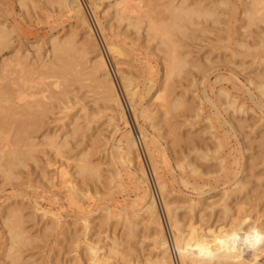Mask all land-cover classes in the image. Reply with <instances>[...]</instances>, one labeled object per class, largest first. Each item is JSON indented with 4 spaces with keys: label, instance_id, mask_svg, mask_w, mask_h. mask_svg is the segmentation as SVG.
<instances>
[{
    "label": "rangeland",
    "instance_id": "rangeland-1",
    "mask_svg": "<svg viewBox=\"0 0 264 264\" xmlns=\"http://www.w3.org/2000/svg\"><path fill=\"white\" fill-rule=\"evenodd\" d=\"M94 1L96 0H80L88 24L93 30V39H96L94 40L97 42L99 46L98 48L101 49V52L103 51L102 53L109 69L111 70V75L116 88L119 91L118 93L120 94L121 101L126 109L127 107L129 108L127 98L124 92H122L120 80L118 78L119 76L116 73L113 61L104 50V43L108 41H116L121 44L124 50L123 58L128 64L124 68L131 69L135 73L137 78L135 84L138 86V89H141V86L143 87L146 79L152 78V80H154L156 89L146 98L145 105H148L151 110V114L155 115L156 119L154 124L156 127L155 129H152L151 122H143L140 119H136L135 122L131 113L128 111L126 113V116L129 117L128 124L117 121L110 122V118L115 117V114L109 109L108 105H106L107 103L104 101L105 98L97 93L99 91L96 92L95 86L91 83V81L89 83L85 77L84 79L81 78V76L80 79L79 77H74L72 74L74 71L73 69V71L66 74V76L58 71L56 72L52 66L55 63L53 60L51 40L56 38L63 41L73 36L75 37V39L73 38L74 41H76L75 43L79 46L85 37L84 32L86 31L77 16L64 13V11L62 12L58 9V0H0V32L4 31L6 36L8 35L6 40L7 47L4 45L6 48L3 47L0 51V77L4 73L6 74V76L4 74L6 79L4 76H2L4 78L1 77L4 80H0V87H10L9 83H12L14 86V83L18 84L19 82L18 85L16 84L14 87L11 86L12 89L18 86L16 87L18 90L15 88V91H20L21 93L25 91L22 93L24 95L23 102L16 100L18 102V105L16 104V110H20L22 104V107L24 104H30L31 107H34L35 105L34 108L37 106H40L41 108V110L38 109L35 119L36 123H38L37 126L40 128L33 127V125L31 126L29 124L25 126L26 128L23 127L20 130H18L17 127H14L15 125H11L10 128L9 125L14 122L11 123L12 120H9L10 124H7L8 127L6 125H4L6 127H3V130H6L7 133L4 134L3 130L2 132L0 131V138L2 136L4 138H7L8 136L9 138L12 135L11 138L13 139L14 134L15 136L18 134L16 137L23 136L20 138L23 139L22 141L25 143L28 138V141L30 142L31 139V142H34L35 145H40L41 143L40 146L34 148V153H29L32 158L27 156L29 160L25 159L22 167H16L15 170H13V176H15L14 178L6 179L0 173V264H10V259L7 256L8 254L6 255L4 253L6 250V253H8V235H6L7 229L5 230L4 222H2L4 220L3 217H5L9 209L11 210L16 207L18 208V211H20V216L22 215L21 218L24 217V219H22L24 224L23 229L26 232V237L28 236L27 239L29 245H25L24 247L21 246L22 248L19 247V250L18 247H16L17 249H13V251L11 250L13 254L16 251H19L20 254L22 253L20 256V263L17 262L14 264H77L75 263L77 262L76 259L82 258L84 261L85 255L82 248H77L76 250L73 243L74 237H71L72 232L75 233V231L80 236L79 228L75 226L77 225V222L75 223V221L79 218V215L76 214L78 212L74 209V205L71 203V205H68L69 203L65 194L60 189L58 176V171L62 169L61 167L66 169L65 171L68 172V175H75V163H78L79 158L82 156L83 158L88 157L87 160L92 165L98 166V169H100V171H98L100 179H96L95 177L91 182L89 180L92 177L84 176L86 178L84 179V177L79 176V179L77 178L78 175L74 176L76 177L74 179L77 183L80 182L78 184L79 188H82L81 182L84 181V186L81 190L84 191L86 188L84 192L87 191L88 193L86 194L84 203L85 208L90 205L86 208V210L89 212L91 211L90 221L94 226H92V233L95 234L97 231L100 233L98 240L102 241L101 246H104L106 250L111 249L113 245H115L117 249V251L114 252L113 257H111L106 264H144L145 261L151 257L154 253L152 245L154 236L152 231H147V229H143L144 227L140 226L136 230L135 239L130 240L127 236L128 233L125 227L117 223L116 220H111L110 224L109 222L106 223L108 224V227L104 224L106 221H103V223L99 222V220L102 221L99 216L102 217V213L110 208L111 205L131 206V204L136 200V172L134 169L128 172L123 167L118 166L119 164L116 165L118 163L116 158H114L111 163L110 160L112 158L110 157H113L111 152L113 153L112 145L114 139L118 140L120 138V134L125 130L127 131L130 129L132 134L138 133V125L143 126L148 131L150 138L154 137V139L159 140L162 147L167 150L164 156L157 158V168L155 171V169L151 168L149 157L146 155V151L143 148L144 145H138V152L141 158L140 163L143 165L149 178L150 187L157 202V209L161 216L166 237L168 242H171V256L174 264L180 263L177 257V251L173 245L174 243L172 242L173 234L172 232L170 233L171 230H169L167 216L163 209L164 207L162 206L160 198L161 192L157 189L158 178H161L160 180L166 184L167 191L176 193L173 198L177 201L185 202L189 199V201H198L203 199L217 200L219 195L221 196L224 189H231L230 186L234 182L232 175L225 177L224 173H221L220 169V171L218 170V168H220V164L215 162V159H225V164L229 167V169H231V173L239 172L236 181L240 180V184L242 183L243 186H246L247 190L242 193L243 196L240 194V199L241 197H244V194H256V197L251 200V202L254 203L251 205L250 202V206L247 203L242 207L243 209L241 211L243 213L241 211V213L239 212L240 217L243 215L241 218H246L244 223L245 226L243 225V227L247 228L249 224L255 223V220L258 219H256V214L258 217H261V223L260 220L259 223L264 224V97L258 98L260 97L258 93L255 92L253 86L249 85V82L251 81L253 83L262 82V84H264V65L258 67L257 60L255 62L253 61L254 59L264 55V50L253 49L254 46L257 45L256 42H258V40H256V34L261 33L264 26L260 25L257 29L252 28L249 30L248 32L250 33H247L251 34V37H249L250 35L247 36L246 32L240 28L244 24L243 12L249 6L251 0H172L173 6L184 4V6L188 8L197 6L198 8L211 9L214 16L212 20L199 21V26L188 29L189 34L187 32L183 33L181 38L178 36L179 38L174 40L177 43H180L178 45H181V48L183 47L181 49L182 53H180H184L187 62L190 64L184 69L181 78L179 76L178 78L173 79L177 84L171 83V81L169 82L170 88L168 87L169 90L167 91L171 94L169 99H177L178 96H182L183 100L186 102V106L183 108L184 110H180L183 113H177L176 111L171 113V116L173 114L174 116L166 117L169 124L161 122L163 113H161V110L159 111L155 109L156 102L154 101L157 95L156 90L160 88L159 86L164 81V61H162L163 54H159L160 50L163 51V47H158L160 46L158 42L154 43L150 41L148 43L151 44L147 43L144 31V28H146V20L142 25V31H140L139 34H136V31L127 28L126 23L119 21L117 10L120 8V5L116 4V0L97 2L99 6L98 13H96L97 15L91 13L93 11L90 3ZM169 1L170 0H134V2H132V7L134 10H137L136 12L144 11V13L141 12L144 15L150 11V17L153 18L154 21L157 20L158 22V20H167L166 17L168 18V13L165 11V8L171 4V1ZM54 3H56V5ZM133 3H135L134 6ZM135 5H138L139 8H136ZM156 7L158 9H156ZM154 8L156 10H153ZM151 9L153 10L152 14ZM162 10H164L163 13L161 12ZM134 15L135 14H133V18ZM146 16L149 17L148 14ZM99 23L101 26H99ZM236 41L244 42L252 49L245 51L236 45ZM155 47L159 51H157ZM224 48H228V50H225ZM232 52H234L237 56H233ZM89 53L90 55L88 58L91 60L94 54L91 49L89 50ZM74 54L71 56L73 57V61H75L76 58V56L74 58ZM16 56L21 59L25 58L24 70H21L20 68H15L14 70L9 67L11 65L13 66L14 62H16ZM10 62L12 64H10ZM41 64L47 65L46 68H48H45V70L43 68V70H41L42 68H39L41 67ZM28 66H31L29 67L30 69ZM85 66L86 65H83V68ZM88 66L89 64L86 67ZM193 66L196 68L194 69ZM8 68L10 69L7 70ZM50 68H53L54 71L50 72ZM28 69L30 71H28ZM35 70H39L40 72ZM2 71L5 72L2 73ZM73 73L76 74L75 71ZM260 73H262L261 76L263 78L260 77V80L258 79V81L255 79V76ZM40 74H43L44 76H41ZM61 74L64 76V80L62 79L63 76ZM25 77H27V80ZM70 77L71 79L74 78V80H69ZM32 78H34V80ZM58 78H61L62 80H59ZM42 79H44V81ZM6 80L8 85L6 84ZM15 80L18 81L16 82ZM68 80L73 84H68ZM76 80H79L80 85H82L81 82L85 83H83V86H80ZM26 81L28 83L24 85ZM61 81L62 83H60ZM3 82H5V84ZM43 83L45 85L44 87ZM63 83H65V85L68 84V88L67 86H64ZM58 84L62 85H59L58 87ZM47 87L48 90H46ZM40 88L41 92H39ZM43 88H45V90ZM58 88H61L62 91L64 90V92H60V95L62 96L58 95L60 91ZM37 89L38 94H36ZM51 89L54 92L51 91ZM221 89L228 94L230 99L225 97H221L219 100L217 99L218 91ZM42 91H46V93H42ZM49 91H51V93H49ZM138 91L143 94L144 87ZM31 93L34 96H32ZM39 93H42L41 96H39ZM96 93L99 94V96ZM27 94L29 96H27ZM50 94H55V96L52 95L54 99ZM47 95H49V97ZM57 95L61 98L58 99ZM46 97L51 103L48 102L49 100L47 101ZM62 97H65V99ZM101 97L102 99L100 100ZM55 98V103H52ZM41 99L42 102L45 101L44 103L46 104H43ZM57 99L61 102L59 103ZM231 99H234L235 106L232 107L233 109H228L226 107ZM211 101L214 103L213 105L209 103ZM255 102L259 103L258 106ZM42 104L46 107H41L43 106ZM237 107L242 108L244 113H235ZM197 109L201 110L200 114H197ZM44 110H47V113L46 111L44 112ZM19 112L21 111H18V116L20 115ZM41 112H43V114ZM22 114L24 115L25 112ZM18 116L17 118L20 119ZM40 116L44 117L40 118ZM196 116L199 117L197 118ZM73 119H79L78 127L80 130L78 129V132H75V134L72 132V126L70 125ZM208 119H210V122H207ZM85 121L88 123L86 124ZM117 124L119 125V130L117 129L118 131L114 129V126ZM231 125H234V129L231 128ZM12 127L14 130H12ZM15 128L17 132H15ZM22 130L24 132H22ZM20 131L22 132V135H19ZM25 131H28L29 133ZM11 132L14 133L12 134ZM54 133L58 137L57 142L59 145L65 144L66 146H62L63 148L60 146V153H63L64 156L59 153V157V154H56L55 151L50 148L47 149V146L41 147L43 146L44 137L47 134L53 135ZM25 134H27V140L25 138ZM72 134L73 136H71ZM210 135H214L218 138L226 136L228 142L227 148L224 149V152H219L218 155L213 154L216 143ZM65 137H67L66 140ZM4 138L0 139V144H6L3 143ZM13 141L14 140L10 141V143ZM23 142H21L20 146L17 145L16 147H18L21 152L24 150L25 152H28V148L26 146L24 147ZM2 144L0 145V149L2 148ZM11 144L14 146V143ZM194 145H196V147ZM198 146H201V148ZM193 147H195V149ZM5 149L3 152L7 150ZM192 149H194V151ZM201 152L203 154H201ZM207 153L209 156H207ZM202 155L206 156L208 159L206 157V159H202ZM2 156L4 157L7 155L4 154ZM200 157L202 161L200 160ZM248 157L252 160H249ZM6 158L7 157H4L1 162L3 167L5 166L4 161H8V158ZM211 159L212 161H210ZM207 160H209V162ZM188 161H192L191 164L198 166L195 167L193 165L197 168V170L199 168L198 173L195 174L196 176L192 175L190 169L188 170L185 166L189 163ZM250 162H252L251 165ZM110 163L114 165L111 167ZM180 164L185 167L183 172L180 169ZM113 167L114 169L116 168V172L119 171L121 173L122 176L120 179L111 177V175L115 173V171H113ZM212 169L215 170V172ZM155 175L158 176V178ZM197 175L199 176L197 177ZM87 180L90 183H88ZM87 188L89 189L87 190ZM254 188L256 190L255 192ZM248 190L250 193H246ZM110 191L112 192L111 194H106L110 193ZM200 195L203 196L200 198ZM111 198L112 200L109 201ZM258 199L263 202L261 201L260 204V200ZM34 203L44 209L46 208L49 211L51 210L53 213L56 212L59 218H61V226L59 225L56 228H51L53 231L49 229L50 227H47L48 229H46V227L43 228L45 226V219H41L39 216H35L32 213L33 209L31 207H33ZM103 205L105 206L102 208ZM20 206L24 209V211L22 209L20 210ZM252 206L256 208L254 209V212H252ZM235 211L236 210L234 209V214H237V211ZM187 215L188 214L184 212V209L180 210L178 213V217L181 220L183 218L184 220H188L189 216L186 217ZM247 218H250V220L248 221ZM252 219L254 222H251L253 221ZM184 220L182 221L184 222ZM98 224L105 225L106 227L102 226L103 228L100 227V230L98 229ZM72 228L74 231H72ZM46 230L48 231L46 232ZM66 230H68V232ZM91 238L96 239V237ZM70 239L71 241L73 240L72 243ZM130 249L133 250L131 251L132 253L130 252ZM244 254L251 255L248 251ZM4 256L8 257L9 261Z\"/></svg>",
    "mask_w": 264,
    "mask_h": 264
},
{
    "label": "bare ground",
    "instance_id": "bare-ground-1",
    "mask_svg": "<svg viewBox=\"0 0 264 264\" xmlns=\"http://www.w3.org/2000/svg\"><path fill=\"white\" fill-rule=\"evenodd\" d=\"M104 1H110V0H96L94 2H91L90 6H91L92 11H93L91 13H93V14L98 13L99 6H98L97 2H104ZM170 1H171V4L168 5L169 8L168 7L165 8V11L168 13V18L165 15L164 16L166 17L167 20H162V21L158 20V22H157V20L154 21L153 18L150 17V13H149L150 11L147 13L145 12V13H146V15L148 14V16L152 20L143 14L144 11L139 10L140 12H136L137 10H134L132 7V2H134V0H116V4L120 5V8L117 10V15H118L119 21L126 23V26L128 29H132V30L136 31V34H139L140 31H142L141 30L142 25L144 24V21L146 20L145 21L146 28H144L145 29L144 31H145V38L147 39V43L150 41L154 42V43L158 42V44L160 45L158 47H160V48L163 47V51L160 50L159 54H163L162 55L163 56L162 61H164L163 62L164 63V78H163L164 81L159 86L160 88L156 90L157 95H156L154 101L156 102V108L155 109H157L159 111L161 110L162 111L161 113H163L161 122L164 124L169 122V121H167L168 119L166 120V117L174 116V114L171 116V113L176 112V111H177V113L182 112L180 110H182L186 106L185 105L186 102L183 100L182 96H180V97L178 96L177 99L174 98V99L170 100L169 98L171 97L170 96L171 94H169V92H167L170 88L169 82L171 81V83H176V82H174L173 79L178 78L179 76L181 78V75L183 74L184 69L187 66H189V64H190L187 62L186 56H184V53L181 54L182 53L181 49L183 47L181 48V45H178L180 43H177L174 40H177L176 38H179L178 36H180V38H181V35H183V33H186V32L188 33L189 28H195V26L196 27L199 26V21L212 20L213 16H214V13L211 9L198 8L197 6H194L192 8H188V7H185L184 4L173 6L172 0H170ZM54 4L56 5V3H54ZM134 4L135 3H133V6H134ZM135 6H136V8L138 7V5H135ZM57 7L60 11H62V12L64 11V13L77 16V18L79 19V21H81V24L86 29V31L84 32L85 37L83 38V41L81 42V44L79 46L77 43H75L76 42V41H74L75 37H73V36H71L70 38L65 39L63 41L56 39V38L51 40L53 60L55 63L52 66L54 67L56 72L58 71V72H60L66 76V74H69V72H72L74 70L75 73L77 74V76H76V74H74L73 73L74 71H73L72 74L74 75V77H76V78L79 77V79H80V76H81V78L85 77L86 80L89 81V83L91 81V83H93V85L95 86L96 92L99 91L97 93H99L101 96H103V98H105V100L104 99L103 100L106 101V103H107L106 105H108L109 109L115 114V117L110 118V122L117 121V122H125L128 124L129 117L126 116V113L128 111L129 113H131L132 118L135 120V122H136V119H140L143 122H151V128L155 129L156 126L154 124V121H155L156 117H155V115L151 114V110L148 107V105H145L146 98L148 96H150L151 93L156 89V85H155L154 80H152V78L146 79L145 84L144 85L142 84L144 87V91H143V94H141L138 90L143 89V87L141 86V89H138V86L135 84V81L137 80L135 73L131 69L124 68L128 64L125 62V59L123 58V56H124L123 51L124 50H123L121 44L116 42V41H108V42L104 43V48H105L104 50L106 51L108 56L113 61L114 67L116 69V73L119 76L118 78L120 80L122 92H124V94L127 98L129 108L127 107V109H126V107H124V105L121 101L120 94L118 93L119 91L117 90L115 82H114L112 75H111V70L109 69V66H108V64L104 58L103 53H102L103 51L101 52V49L98 48L99 46H98L97 42L95 41L96 39L95 38H94L95 40L93 39L94 33H93V30L91 29L90 25L88 24V21H87L85 14H84L80 0H58ZM156 9H158V8L156 7ZM156 9L154 8L153 10H156ZM153 10L151 9V14H152ZM163 11L164 10H162L161 12L163 13ZM141 12H143V13H141ZM133 14H135L134 18H133ZM243 18H244V24L240 28L246 32L247 36L250 35L249 37H251V34H248V33H250V32H248L249 30H251L252 28L257 29L260 25L264 26V0H251L249 6L243 12ZM99 26H101L100 23H99ZM262 30H261V33L256 34V38H257L256 40H258L259 43L256 42L257 45H255L256 47L254 46V48H253L254 50H264V29H262ZM142 33H144V32H142ZM185 35H187V34H185ZM7 36H6L4 31L0 32V51H1V48L5 47L7 45V42H6ZM180 42H182V41H180ZM148 44H151V43H148ZM236 45L238 47L244 49L245 51H247V50L249 51L250 49H252V48H250V46L248 44H245L244 42L236 41ZM90 49L92 50V52L94 54V56L91 60H89V58H88L90 55V53H89ZM155 49H156V47H155ZM224 49L228 50V48H224ZM157 51H159V50H157ZM72 54H74V58L76 56L75 61H73V57H71ZM232 55L237 56V55H235L234 52H232ZM16 59L17 60H16V62H14V65L13 66L11 65L9 67L13 68L14 70H15V68H20L21 70H24L25 69V67H24L25 66V58L21 59V58L17 57ZM256 60L258 62L257 63L258 67L264 65V55L262 57L254 59L253 61L255 62ZM10 64H12V63L10 62ZM88 64H89V66L86 67ZM83 65H86V66L83 68ZM40 66L41 67H39V68H42L41 70H43V68L45 70L47 65L41 64ZM29 67H31V66H28V68ZM2 68H5V67H2ZM2 68H1V70H2ZM10 68H8L7 70H9ZM193 68L195 69L196 67L193 66ZM29 69H28V71H30ZM54 69L50 68L49 71L50 72L54 71ZM28 71H27V73H28ZM35 71H39V70H35ZM3 72H5V71H2V73ZM18 72H19V70H18ZM39 72H36V73H39ZM4 74L2 76H4ZM33 74H34V72H33ZM7 75H8V73H7ZM45 75H47V74H45ZM261 75H262V73L257 74L255 76V79L258 80L260 77H262ZM5 76H6V74H5ZM41 76H44V75L42 74ZM41 76H39V77H41ZM1 77H0V80L2 78H4V77H2V78ZM71 77L69 78V80H71V81L74 80V78L71 79ZM26 78L27 77H25V79ZM5 79H6V77H5ZM32 79L34 80V78H32ZM62 79L64 80V76ZM62 79L60 78L59 80H62ZM2 80H4V79H2ZM7 80H9V79H7ZM7 80H6V84H7ZM42 80L44 81V79H42ZM83 80H81V81H83ZM172 80H173V82H172ZM30 82H31V80H30ZM55 82H56V79H55ZM77 82L79 83V80ZM77 82H76V84H77ZM3 83L5 84V82H3ZM27 83L28 82L26 81V83H24V85ZM60 83H62V81ZM69 83H71V82L69 81L68 84ZM83 83H85V82H81L82 85H80V83H79V85L83 86ZM11 84L9 83L10 87H4V86H3V88L0 87V131L2 132L3 127H6L7 124H10L9 120L10 121L12 120L11 123L14 122L13 124H10L9 127L11 125L12 126L15 125L14 127H17L18 130H20L23 127L26 128L25 126H27L28 124L31 126L33 125V127L40 128L39 126H37L38 123H36V121H35L37 113H38V109L41 110L40 106H37L36 108H34L35 105H34V107L33 106L31 107L30 104H26V105L24 104V106L22 107V105H23L22 104L21 107L20 106L19 107L23 111L20 108H18L20 110H16L17 109L16 104L18 105L17 101L23 102V100H24L23 96L24 95L22 93H24L25 91L22 93L20 91H15L14 89L18 86H16L14 89H12L11 86H13V84L12 85ZM16 84L14 83V86ZM18 84H19V82H18ZM52 84H53V82H52ZM63 84H64V86L68 85V84L65 85V83H63ZM71 84H73V83H71ZM176 84H173V85H176ZM22 85H23V83H22ZM59 85L60 84H58L57 86L59 87ZM158 85H157V87H158ZM249 85L253 86L255 92L258 93V95L260 96L258 98L264 97V84H262V82L261 83H259V82L253 83L251 81V82H249ZM44 86L45 85L43 83V87ZM48 87L46 90H48ZM41 88L39 89L40 90L39 92H41ZM45 88H43V89L45 90ZM61 88H58L60 90L59 93L57 92L59 96H62V95H60V92L61 93L64 92V90L62 91ZM67 88H68V86H67ZM52 89H51V91H53ZM62 89H65V88H62ZM22 90H23V87H22ZM49 90H50V88H49ZM51 91H49V93H51ZM30 92H32V91H30ZM36 92H37L36 94H38V89ZM44 92L46 93V91H44ZM44 92L42 91V93H44ZM41 94L39 93V96H41ZM99 94H97V95L99 96ZM31 95H32V93H31ZM50 95L52 96L53 94H50ZM65 95H66V93H65ZM27 96H29V95L27 94ZM32 96H34V95H32ZM47 96L49 97V95H47ZM53 96H55V94ZM59 96L57 97L58 99L61 98ZM250 96H252V95H250ZM253 96H254V93H253ZM221 97L229 98L228 94L222 89L218 91L217 99L219 100ZM46 99H47V101L49 100L47 97H46ZM50 99H51V97H50ZM53 99H54V97H53ZM58 99H57V101L59 102ZM63 99H65V97ZM63 99H61V100H63ZM101 99H102V97L100 98V100ZM15 101H16V103H15ZM55 101H56V98H55L54 102H52V103H55ZM208 101H210V100H208ZM41 102H42V99H41ZM44 102L45 101H43L42 103L46 104ZM48 102L51 103L50 100ZM209 103H211V105L214 104V103H212V101ZM258 104L259 103H256L257 106H258ZM44 106L45 105H43L41 107L44 108ZM233 106H235V101H234V99H231L228 102L226 108L231 109ZM189 109H191V108H189ZM34 110L36 111V115H35ZM18 111H21V112H19L20 115L24 112H25V114L18 116ZM45 111L47 113V110H44V112ZM234 111H235V108H234ZM189 112H191V111H189ZM196 112H197V114H200L201 110L197 109ZM236 112L239 114L244 113L242 111V108H238V107L236 108L235 113ZM33 113H34V115H33ZM41 113L43 114V112H41ZM17 116L20 119H18ZM41 117L42 116H40V118ZM78 122H79V119H73V121L70 123V125L72 126L71 130L74 134H75V132H78L77 131L79 129ZM207 122H210V119H208ZM87 123L88 122H86V124ZM228 124H230V123H228ZM4 125H6V126H4ZM233 126L234 125H231L232 129H234ZM118 128H119L118 124L114 126L115 130H117ZM29 129H31V128H29ZM12 130H14L13 127H12ZM137 130H138V133H136V134H132V131L130 129L127 131L125 130L123 133L120 134V138L118 140L114 139V142L112 145L113 153L111 152L113 157L112 156L110 157V158H112L110 160L111 163H112V160L114 158H116V160L118 161V163L116 165L119 164L118 166L123 167L128 172L133 170V169L136 172V178H135V184H136L135 189H136V193H137L136 200L131 204V206L111 205L110 208H108L105 212L102 213V215H103L102 217L99 216V218L102 219V221L99 220V222L103 223V221L104 222L106 221L104 224H106L108 222L110 224L111 220L112 221L116 220L117 223H119L123 227H125V229L127 230V233H128L127 236L129 237L130 240L135 239L136 230L140 226L144 227L143 229H147V231H152L153 236H154V238L152 240L154 253L151 255V257L148 260L145 261L144 264H174L173 258L171 256V247H172V246H170L171 242L169 243L168 239L166 237V233H165L163 225H162L161 216H160L158 209H157V202L155 200V196L153 195L151 187H150L151 185L149 183V178L146 174V171H145L143 165L140 163L141 158H140V155L138 152V145L139 144H142V146L144 145L143 148L146 151V155H148V157H149L151 168L155 169V171L157 168L156 167L157 158H159L160 156H164V154L166 153L167 150L162 147L159 140L154 139V137L150 138L148 131L143 126L138 125ZM15 132H17L16 128H15ZM22 132H24V131L22 130ZM22 132L20 131L19 135H22ZM25 132L29 133L28 131H25ZM6 133L7 132L5 130L4 134H6ZM11 133L13 134L14 132H11ZM173 134H174V132H173ZM7 135H9V134H7ZM25 135H26L25 138L27 140V134H25ZM16 136L14 134L13 139L11 138L12 135H11V137H9L11 139H9L8 136H7V138H4L3 136L1 137V138H4L3 143H6V144L3 145L1 143L2 148L0 149V173L6 179L14 178L15 176H13V173H14L13 170H15L16 167H20V166L22 167L23 161L25 159L29 160L28 157H31V155L29 153L33 152V150H35L34 148L41 145V143H40V145H38V144L35 145L34 142H31V139L29 142L28 141L29 138H28L27 142L25 143L22 141L23 139L20 138L23 136H18V137H16ZM71 136H73V134ZM210 136L214 139V141L216 143L215 144V150H214L213 154L218 155L219 152H224V149L227 148V142H228L226 139V136L222 137V138H218L214 135H210ZM66 139H67V137H65V140ZM187 139H188V137H187ZM12 140H14L13 142H11V143H14V146L10 143V141H12ZM57 140H58V137L56 136L55 133L53 135L47 134L44 137L43 146H41V147L47 146V149L50 148L51 150L55 151L56 154H59L61 147L65 146V144L59 145ZM21 142H23L24 147L26 146L28 148L27 149L28 152H25V150L21 152V150L19 151V148L16 147L17 145L20 146ZM60 143H62V142H60ZM10 146L13 148H11ZM194 146L196 147V145H194ZM8 147H10V148H8ZM195 147H193V148L195 149ZM3 148L7 149V150L5 149L6 150L5 152L6 153L8 152L7 154L5 152H3L4 151ZM199 148H201V146ZM194 149H192V150L194 151ZM202 149H204V148H202ZM64 150H65V148H64ZM3 153L5 155H7L4 157L8 158V161H6V162L4 161V164H5L4 167H3V164L1 163L3 158H4L2 156V155H4ZM203 153H204V151H203ZM203 153L201 152V154H203ZM209 153H210V151H209ZM60 154H59V157H60ZM62 156H64V154ZM202 156L204 157V158L202 157V159L207 158L204 155H202ZM207 156H209L208 153H207ZM80 158L82 159L83 156ZM80 158H79V160L77 159L78 163H75V161H74V163L76 164L75 170H74L76 172V174L74 173L75 175H68V172L65 171L66 169L64 167H61L62 169L59 171L57 170L58 174H59L58 176H59V182H60V189L65 194V197L69 203V204L68 203L67 204L68 205H71V204L74 205V207H75L74 209L78 212L76 214L79 215V218H77V220L75 221V223L77 222V225H75V226H77V228H79L80 236L75 231V233L72 232V235H71V237H74V239L73 238H71V239L74 240L73 243H74L75 249L77 250V248H79V249L82 248V251L84 252L85 256H84V261L82 258V259H76L77 262H75V261L74 262L77 264H106V262L111 257H113L114 252H116L117 249H116L115 245H113V247L111 249L106 250L104 246H101L102 241L98 240L100 237L99 236L100 233H98V231L95 232V234L92 233L93 232V230H92L93 229L92 228L93 223L90 221L91 211L89 212L86 210V208H88V206H90V205L87 204L88 206H86V208H85V203H84V200L86 199V194H88V193H87V191L84 192L86 190V188L84 191L81 190L84 186V184H83L84 181L81 182L82 188L81 187L79 188L78 184L80 182L77 183L76 180L74 179V178H76L74 176H77V175H78L77 178H79V176L80 177L81 176L82 177L88 176V177H92L90 180L88 179L89 181L92 182L95 177H96V179L100 177V176H98V174H99L98 171H100V169H98L99 168L98 166L92 165L87 160L88 157H85L82 160ZM187 158H189V157H187ZM200 160H201V157H200ZM249 160H252V159L249 158ZM207 161L209 162V160H207ZM210 161H212V159ZM191 162L187 163L185 166L188 168V170L190 169L192 175H195L198 173L199 168L197 170V168H195V167H198V166L191 164ZM215 162L220 164V166H219L220 168H218V170L220 169L221 173H224L225 177L232 175V179L234 180V182L232 181L233 183L230 186L231 189H229V190L224 189L222 191L221 196L218 194L219 198L217 196V198H218L217 200L203 199V200H198V201L195 200L196 201L195 202V201H189L190 200L189 199L188 201H185V202L184 201H182V202L177 201L173 198V196L176 193H174L172 191H167L166 184L162 180H160L161 178H158V176L155 175L158 178V181L156 180L157 186H158L157 189L159 190V192H161L160 198H161L162 206L164 207L163 209H164L165 214L167 216V220H168V224H169L168 225L169 230H171L170 233L172 232V234H173V237H172L173 241L172 242L174 243L173 244L174 248L177 251V254H178L177 257L179 259V263L180 264H264V224L263 223L260 224L261 223V220H260L261 217L260 216L258 217V215L256 214V219L257 218L258 219L255 220V223H252V224L248 223L249 225L246 224V225H248L247 228L246 227L244 228L243 225L245 223L246 218H241L243 215L241 217L239 215V212L243 209L242 207L245 206L247 203L249 205L252 198L254 199L256 197V194L255 195L250 194L252 197L249 194H247V195L244 194V197H241V199H240V194H241V196H243L242 193L247 189H246V186H243L242 183H241L242 185L240 184V180L236 181L237 175H239L238 174L239 172L231 173L232 172L231 169H229V167L225 164V159H221V158L215 159ZM252 162H250V165ZM67 163H68V161H67ZM74 163H73V165H74ZM183 163H182V165H183ZM112 165H114V164H111V167H112ZM182 165L180 166V169L183 172L185 167ZM215 165H216V163H215ZM65 166H67V165H65ZM212 168L215 169L214 167H212ZM113 169H114V167H113ZM115 169L113 171H115ZM250 169H252V168H250ZM185 171H187V170H185ZM213 171L215 172V170H213ZM199 173H201V172H199ZM240 174H241V172H240ZM121 176L122 175L119 171L118 172L115 171V173H113L111 175V177L117 178V179H120ZM198 176L199 175H197V177ZM216 176H218V175H216ZM84 179H86V178L84 177ZM99 179H98V181H99ZM88 180H87V182H88ZM156 181H154V182H156ZM229 182H231V181H229ZM88 183H90V182H88ZM88 189L89 188H87V190ZM255 191L256 190L254 188V192ZM210 192H207V193H210ZM247 192L250 193L249 190L246 191V193ZM111 193L112 192L110 191V193H106V194H111ZM97 195H98V193H97ZM25 196H26V194H25ZM201 196H203V195H200V198H201ZM262 196H263V194H262ZM88 199H90V198H88ZM9 200H11V199H9ZM34 200H35V198H34ZM90 200H88V201H90ZM111 200H112V198L109 201H111ZM258 200H260V199H258ZM261 201L262 200H260V204H261ZM253 203L254 202H251V205ZM106 204H107V202H106ZM13 206H15V205H13ZM104 206L105 205H103L102 208ZM29 207H30V205H29ZM254 207H253V211L251 208L252 212H254V209H256ZM31 208L33 209L32 213L35 216H39L41 219H45L46 222L44 221L45 226L43 228L46 227V229H48L50 227L49 229L52 230L51 228H56L60 225V219L61 218H59V216L56 214V212L53 213L51 210L49 211L46 208L44 209L43 207H41L35 203H34L33 207H31ZM21 209H22V207L20 208V210ZM183 209H184V212H186L188 214L186 217L189 216L188 220H184V218L182 219V220H184V222L181 219H179V217H178V213L180 212V210H183ZM234 209L237 211V214L236 213L234 214ZM22 210L24 211V209H22ZM23 211H22V213H23ZM19 212L20 211H18L17 207L13 208L11 210L9 209L7 211L5 217H3L4 220L2 221V222H4L5 230L7 229L6 235H8V237H7L8 253H6L7 250H6V252H4V251L3 252L6 255L8 254L7 256L10 259V264H14L17 262L20 263L19 262L20 258H21L20 256L22 254V253L20 254L19 251H16L13 254L11 252V250L13 251V249H15L16 247H18V250H19L20 249L19 247H21V246L24 247L25 245L26 246L29 245L28 239H27L28 236L26 237V232L23 229L24 224L22 222V219H24V217L21 218L22 215L20 216ZM247 217H250V216H247ZM247 220L249 221L250 218H247ZM259 220H260V223H259ZM248 221H246V222H248ZM251 222H254V220ZM114 223H116V222H114ZM73 225H74V223H73ZM106 225L108 227V224H106ZM102 226H105V225H99L98 229L101 230V228H103ZM47 231L48 230H46V232ZM66 231L68 232V230H66ZM72 231H74V229ZM91 237H96V239H92ZM257 237L261 238L260 243L256 242ZM71 239H70V241H71ZM72 241H71V243H72ZM71 245H73V244H71ZM131 251H133V250L130 249V252ZM246 251L251 253V255H245L244 253ZM10 253H12V254H10ZM4 257H6V256H4ZM8 257H6V258L8 259ZM9 259H8V261H9ZM3 262H4V260H3ZM22 263H23V261H22ZM132 264H135V263H132Z\"/></svg>",
    "mask_w": 264,
    "mask_h": 264
},
{
    "label": "clouds",
    "instance_id": "clouds-1",
    "mask_svg": "<svg viewBox=\"0 0 264 264\" xmlns=\"http://www.w3.org/2000/svg\"><path fill=\"white\" fill-rule=\"evenodd\" d=\"M256 242H257V243H260V242H261V238H260V237H257Z\"/></svg>",
    "mask_w": 264,
    "mask_h": 264
}]
</instances>
